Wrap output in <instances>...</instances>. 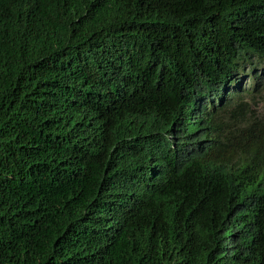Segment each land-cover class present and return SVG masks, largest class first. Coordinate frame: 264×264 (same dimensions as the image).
Returning a JSON list of instances; mask_svg holds the SVG:
<instances>
[{
  "label": "trees",
  "instance_id": "obj_1",
  "mask_svg": "<svg viewBox=\"0 0 264 264\" xmlns=\"http://www.w3.org/2000/svg\"><path fill=\"white\" fill-rule=\"evenodd\" d=\"M260 63L264 0H0V264H264Z\"/></svg>",
  "mask_w": 264,
  "mask_h": 264
},
{
  "label": "rangeland",
  "instance_id": "obj_2",
  "mask_svg": "<svg viewBox=\"0 0 264 264\" xmlns=\"http://www.w3.org/2000/svg\"><path fill=\"white\" fill-rule=\"evenodd\" d=\"M259 68V75H260V80H262L264 82V65H262L260 63V65H258ZM244 82V86H248L249 84V80L247 81V76H244L243 81ZM251 109L256 112L259 115H263L264 114V91L262 92V96L259 97L258 99H255V101L251 102Z\"/></svg>",
  "mask_w": 264,
  "mask_h": 264
}]
</instances>
